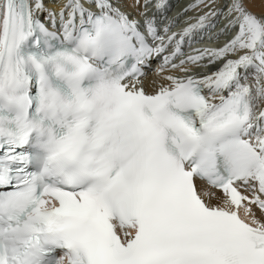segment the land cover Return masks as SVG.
<instances>
[{
	"label": "snow or ice",
	"instance_id": "snow-or-ice-1",
	"mask_svg": "<svg viewBox=\"0 0 264 264\" xmlns=\"http://www.w3.org/2000/svg\"><path fill=\"white\" fill-rule=\"evenodd\" d=\"M173 9L0 0V264H264V0Z\"/></svg>",
	"mask_w": 264,
	"mask_h": 264
},
{
	"label": "rangeland",
	"instance_id": "rangeland-1",
	"mask_svg": "<svg viewBox=\"0 0 264 264\" xmlns=\"http://www.w3.org/2000/svg\"><path fill=\"white\" fill-rule=\"evenodd\" d=\"M182 1H188L187 4L191 2V0H174V1L172 0V3L174 5V9H173V12L169 13V15H173L175 12H178L177 9L179 8L180 2H181V4H183Z\"/></svg>",
	"mask_w": 264,
	"mask_h": 264
},
{
	"label": "bare ground",
	"instance_id": "bare-ground-1",
	"mask_svg": "<svg viewBox=\"0 0 264 264\" xmlns=\"http://www.w3.org/2000/svg\"><path fill=\"white\" fill-rule=\"evenodd\" d=\"M173 1H174V0H173ZM46 2H47V0H46ZM182 2H183V4H181V2H180L179 8L177 9L178 11H180L181 8H182L184 5H187V2H188V1H182ZM149 76L151 77V73L149 74Z\"/></svg>",
	"mask_w": 264,
	"mask_h": 264
}]
</instances>
